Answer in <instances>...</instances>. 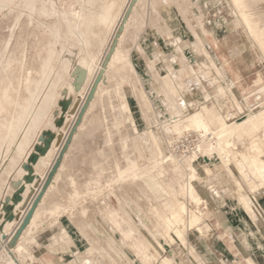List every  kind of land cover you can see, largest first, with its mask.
I'll use <instances>...</instances> for the list:
<instances>
[{"label":"bare ground","instance_id":"obj_1","mask_svg":"<svg viewBox=\"0 0 264 264\" xmlns=\"http://www.w3.org/2000/svg\"><path fill=\"white\" fill-rule=\"evenodd\" d=\"M12 1L0 0V11L9 6ZM230 1L246 35L253 37L257 41L256 44L258 43L264 51V0ZM76 3L79 7L74 6ZM76 3L64 7V10L52 4L49 12L56 17V20L54 24L46 25L44 31L40 32L38 50L33 56L28 57L31 59H28V64L16 54L7 63L8 72L0 80V164L10 162L12 169L17 168L34 133L57 98V84L63 79L65 82L68 81L66 79L68 74H71L69 72L74 66L72 64L75 58L79 67L77 66L78 68L74 70L79 74L80 84L94 76L93 90L91 89L93 92L90 98H87L90 101H97L100 108L93 115L91 114L88 120L86 119L87 122H82L83 119L81 122H78L80 119L76 120L73 130L70 131L78 133L88 129L89 126L91 128L90 131L88 129L89 133L95 132L97 136L103 137L108 149H95V141L87 137L88 140L86 139L83 143L85 150H78L77 153L69 150L62 152L60 160L51 168L53 169L51 180L46 183V186L41 185L43 188L39 192L40 187L37 189L38 194L34 195V201L22 220L24 221L22 226L25 222L33 220L36 224V229L33 227L36 230L34 233L30 228L33 234L27 232L29 235L26 237L22 235L25 237L24 240L28 241V246L24 245L23 241L16 246L22 259L18 257L19 260H16L12 255L3 254L0 257V264H23L25 261L23 257L27 259V263L44 264L41 257L35 255L32 249L37 248L39 244L47 250H53L56 247L55 244L44 245L39 237L41 234L52 233V228L61 219L66 222L67 229L86 231L94 237L97 251L88 252L82 264H152L157 257L152 253L151 247L155 246L157 250L154 249L158 253H161L164 247L160 236L170 237V240L176 242L175 234L180 238L182 242L180 244L186 247L185 227L195 226V231L202 237L209 232L208 225L198 224L194 214L184 217V214L188 213L186 205L188 202L185 203L182 200L183 195L197 205L203 201V194L221 196L224 193L227 199L235 197L249 211L256 226L264 225V203L261 200V193L264 190V111L250 114L243 121L230 122L228 120L230 112L225 113L221 107L220 111L217 110L218 113L213 115L212 123L207 114L205 115L207 110L204 111L205 113L199 109L194 113L182 115L186 100L177 109L167 106V109L161 111L162 107L156 108L151 99L133 60L134 53H137L146 64L155 83L158 79H163L164 75L159 71V64L162 57L167 55L160 49L159 42L154 41V56H151L152 54L145 47L147 37L159 31L161 36L173 39L176 43L173 56L177 60L178 52L183 49L182 44L190 41L191 37L193 46L205 52L210 59V64H205L208 66L207 73H210L212 67H217L219 71L216 68V72L227 81L235 99L248 106L250 96H241L234 81L229 82L230 79L224 70L225 66L217 64L208 49L209 43L198 32L197 25L202 34L211 33L206 29L204 22H201L205 14L202 11L199 15L193 14V7L197 5V2L193 0H129L127 3H122V0H76ZM161 4L176 8V13L185 26L184 34L179 35L168 24L160 10ZM24 5L34 11L36 3L35 0H24ZM199 9L201 10V7ZM42 10L46 12L43 7ZM30 15L32 16L33 13ZM140 15L143 16L142 20L139 19ZM218 23L219 21L216 20L215 24ZM212 35L215 38V45L219 47L218 36L214 32ZM18 38L15 39L16 46L23 49L25 39L22 36ZM57 44H59V50H57ZM184 57L185 55L182 58ZM168 70V74L173 78L172 91H179V94L189 93L198 103L202 102V87L199 82L195 87L189 88L180 78L175 77L179 70L175 71L171 67ZM260 80L261 78L257 82ZM79 83H75L77 88L80 87ZM125 84L131 87L133 100L129 99ZM68 85L71 84L68 82ZM163 85L160 86L164 87ZM262 87L264 89V86ZM77 91L81 90L78 88ZM217 92V98H223L225 92L221 87ZM209 97L208 94L205 98ZM164 102L167 103V101ZM135 108L139 109L144 121L143 125L138 124ZM166 111L170 113L172 121L168 127L171 126L162 132L165 139L163 140L154 126L159 122V113ZM67 120V118L64 119V122ZM124 120L128 127L123 125ZM191 130L200 135V143L189 153L182 154L177 150L176 144L186 131ZM79 136L81 138V135ZM10 149L15 150L14 157L9 154ZM70 160L73 165L75 164L74 167L68 165ZM49 161L48 159V163H52ZM245 165L252 167L261 185L251 182V177H247L244 170ZM199 166H202L203 170L200 171ZM18 170V173L15 171L17 175L12 176L13 181H24L27 194L31 193L34 182L41 175V169L39 175L33 178L25 177L23 168ZM5 172H0V195L3 192L2 180L6 178ZM159 184L166 187L175 202L159 203L153 198L148 199L153 192L157 194L164 189L160 190L156 187ZM151 190L153 192H150ZM112 196H119L117 199L119 202L124 196L126 202H132V206L138 205L140 210L148 212L145 221L142 220L148 236L138 232L131 220L121 213L119 207L113 205ZM99 198L105 200L106 207H101ZM25 200L23 198L16 204L21 206ZM89 204H94L92 205L93 213ZM9 206L7 203L4 204L6 212ZM150 216L161 223L163 231L152 230ZM91 219L99 220L109 228L108 241L103 242L91 230ZM0 220L2 221L1 218ZM9 222L12 223L13 220ZM3 226L0 224V228L4 231L6 228L4 229L5 226ZM20 228L23 227L20 225ZM26 228L29 229V226ZM19 229V233H22ZM3 231L0 235L5 233ZM117 231L121 233V238L116 235ZM57 234L60 241H64L68 235L66 231L61 230L57 231ZM175 253V256L161 257L159 264H201L199 255L190 249L186 255L182 251ZM123 255L133 262H126ZM75 262L72 260L66 264ZM222 264L229 263L223 260Z\"/></svg>","mask_w":264,"mask_h":264},{"label":"rangeland","instance_id":"obj_2","mask_svg":"<svg viewBox=\"0 0 264 264\" xmlns=\"http://www.w3.org/2000/svg\"><path fill=\"white\" fill-rule=\"evenodd\" d=\"M128 1L129 0H125V1L122 0V3L123 2L127 3ZM193 1L197 2V5L193 7V14L199 15L200 12L202 11L205 14L203 19L204 24L205 21H209V20L213 21V26L210 29L212 33L214 32L215 35L218 36V40L220 41L219 47L215 45V41H214L215 38L212 35V33L205 35L202 34L201 30L199 29L198 32L202 37H205L206 41L209 44H210V39L208 36H213V44L211 45V47H208V49L212 54V56L216 59L217 64L219 66L222 65L225 66L224 70H226L227 76L229 77L228 79H230L229 82L234 81L239 94L245 97L250 96L248 100V106L235 99V97L233 96L234 94H232L233 92L231 91L227 81H225L222 78V76H220L221 75L220 73L219 75L218 72H216L217 70L219 71L217 67L215 68L212 67L210 69L211 70L210 73H207L208 66H205V64H210L209 61L210 59L205 52H202L201 50L193 46V41L191 37H190V41L182 44L183 49L182 51L178 52L177 54L178 60H177V58L173 56V51L176 47L175 41L173 39H168L164 35L161 36L159 31H155L154 35L147 37V40L145 42V47L150 52V54H152L151 56H154L153 55V52L155 50L154 41H158L160 45V49L166 53L167 56L162 57L161 63L159 64V71L162 75H164L163 79L160 80L158 79L155 83H153V76L148 72L146 64L144 63L143 60L140 59V56L137 55V53H134L133 60L148 92L150 93V97L153 100L156 108L162 107L161 111L167 109V106L173 109H177V107L179 108L180 104H183L184 101L186 100V105L184 109H182V115H188L194 113L195 110L201 109L203 113L207 112L205 113V115L207 114L206 116L208 117V119H210L209 121L211 123L213 121V115L218 113L217 110L220 111L221 107L223 108V111L225 113L230 112V117L228 118L230 122L243 121L246 120L247 116L249 117L250 114L253 113L258 114L259 112L264 111V89L262 87L264 86L263 49L261 48V46L258 45V43L256 44L257 41L254 40L253 37H248L246 35L243 26L239 22V18L235 13V8L230 0H193ZM35 3H36L35 9L34 11H31L30 8L25 7L24 0H17V1L13 0L9 4V6H7L5 9L0 11V80L8 72L7 63L10 61L13 55L16 54L20 56L21 58H23L24 62L28 64L29 62L28 59H30L28 57L33 56V54L36 53V51L38 50L37 49L38 42L40 41L39 36H41L40 32L44 31L46 25H52L56 20V17L50 14L49 12L52 7V4L55 5L56 8L58 7V9L61 8L62 10H64V7H69L71 3L75 4L76 0L74 1L73 0H35ZM74 6L79 7V4L76 3ZM42 7L46 9L45 13L42 10ZM199 7H201V10L199 9ZM160 10L167 21L171 17L173 18L175 17L176 8L172 5L161 4ZM30 13H33V15L29 16ZM140 17L141 18L139 19L142 20L143 16L140 15ZM216 20L219 21L218 24H215ZM177 32L179 33V35L184 34L185 26L177 28ZM21 36L25 39V47L23 49H20L19 47L16 46L17 40H15L18 37L20 38ZM225 37H227V39H225ZM110 39L111 38L109 37V40ZM35 44L37 45L35 46ZM59 48H60L59 44H57V50H59ZM184 55L185 57L182 58ZM101 59L103 60V54L101 55L100 60ZM72 65L74 66H72V69L69 72L71 74H68L69 78L67 77L66 79L68 81L65 82V80L63 79L61 81L64 82L65 84L62 83L61 81L57 84V90L59 95L57 94V98L55 99L54 104L51 106L48 113L45 115L44 120L40 124V127L37 129L36 133H34V137L31 143L29 144L28 148L26 149L27 150L26 153L21 158V161L19 162L17 168L12 169L10 162L5 164H0V172L6 171L5 172L6 178L2 180L3 192L0 195V218L2 219V221L0 220V224L2 226L4 224L5 227L4 226L3 227L4 229L6 228L4 231L0 228L1 229L0 234L2 233V231L5 232L2 235H0L3 236L0 237L1 238L0 257L1 255L4 254V255H12L16 260H19V258L22 259V255L19 253L18 248H16V246H18L17 244H19L21 241H23L24 245L28 246V241L24 240V238L27 235L33 234L36 231L34 230L36 225L34 223L35 220L25 222L24 226H22V224L24 223V221L22 220H24L26 212L29 211L32 202L34 201L33 200L35 197L34 195L35 194L37 195L38 192L43 188L42 186H46L47 185L46 183L51 180V177L53 176L52 175L53 169L51 170V168H53L55 162L60 160L62 156V152L69 150L72 151V153H77L78 150L79 151L85 150V146L83 145V143L86 141L87 137L88 139H92L95 141V146H94L95 149H103V148L108 149L106 140L103 139V137L97 136L95 132L89 133L91 129L89 126H88L89 131L86 128L87 130L85 129L84 131L83 130L80 131L81 134L80 132L71 133V131L73 130V125L76 120L78 121L80 119L78 122H81L83 119L82 122H87L88 118L92 116L100 108V104L97 103V101L89 100L93 92L92 90H93L94 76H92L89 80H85L84 83L82 82V84H80L79 83L80 79H78L79 74L75 72V70L79 67L77 58L73 60ZM168 67L169 68L171 67L175 71L179 70V72L175 74L176 75L175 77L180 78L182 82L185 85H187L189 88L195 87L198 82L201 84L202 87L201 103H198L197 100L191 97L189 93H181L182 94L181 95L179 94V91H172V89L174 88V84H173V78L167 72L169 71ZM259 78H261V80L260 82H257ZM161 81L163 82L164 85L162 84ZM68 82L71 85L67 86ZM60 83L62 84L60 85ZM75 83L80 84L79 85L80 87L78 88L81 91H77L78 88L75 86L76 85ZM160 85H163L164 87H161ZM219 86L225 92L223 98L221 97L217 98L218 97L217 90L220 89ZM218 87L219 89H217ZM227 87H229L228 89L230 91L227 89ZM125 89L129 99L133 100V92L129 84H125ZM167 94L169 98L167 97ZM208 94L210 95V97L205 98L206 95ZM164 101H167L166 103L167 105L165 104ZM134 112L136 114L138 124L143 125L144 121L140 115L139 109L135 108ZM162 114L159 113L158 115L159 122L154 126V129L163 138L162 132L166 131L165 129H168L171 126L170 125L168 127V125L171 123L172 120L170 119V113L168 111ZM80 115L83 116L81 117ZM66 118L68 120L64 122V119ZM94 124L97 125V123ZM123 125L125 127H128L126 120L123 121ZM186 132L184 133L186 137H184L183 135V137L181 138L182 140L181 139L178 140L177 143L178 145L176 144V146L178 147L177 150L182 154L183 153L187 154L191 150L196 148L197 144L200 143V138H201L196 131L194 132V130L186 131ZM79 135H81V138ZM89 135L91 136L89 137ZM54 139L56 140L54 141ZM78 139L80 140L78 141ZM163 140L165 139L163 138ZM69 144H71L70 145L71 147L69 146ZM74 145L76 147H74ZM9 154H12V157H14L16 155L15 150L10 149ZM147 154L150 155L149 151H147ZM47 157H49L48 158L50 160L49 162H52L53 164L48 163ZM71 160L69 161L68 165L70 167H74L75 164L73 165V162L71 163ZM212 160L216 161L215 159ZM45 161L47 162V164ZM43 162H44V166H43ZM207 162L209 161L207 160ZM19 168H23V172L25 171V177L27 178L28 177L33 178V176L37 174L39 175L41 171L40 173L41 175H39L37 181L34 182V187L32 188L31 193L29 194H27L24 181L23 182L22 180L19 182L13 181L14 180L13 177L17 175ZM244 168H245L244 170L247 173V177H251V182L254 181L255 183L261 185L260 184L261 182L258 180L257 177H255L252 167H250V165H245ZM37 169L38 171L40 169L41 170L38 172ZM199 170L200 171L203 170V167L199 166ZM202 196L204 197V199L198 205L197 203L192 202L190 198L185 197V195L182 196V200L185 203L188 202L186 204L188 207L187 210L188 213H185L184 217H187L188 214H192V215L194 214L196 216L198 224L200 225L203 224V226L208 225L207 227L209 229V232L206 233V235L204 234V236L202 237L195 231L196 230L195 226L185 227V236L187 238L186 247L181 245L182 242L180 238L175 234H174V238L176 239V242H173L172 239L170 240V237L165 238L163 236H160L161 243L165 248L163 247L161 253H158V251H156L157 249L155 246L154 248L156 250L153 248V246L151 247L152 253L157 257V259L154 260L152 264H159L160 261L162 260L161 257L173 256L174 254L176 255L175 253L176 251L177 252L182 251L183 254L186 255V253L188 254L189 249L195 252L197 255H199L201 264H214V263L218 264L219 263L218 258L216 256H213L212 251L207 250L208 248L207 244H212L213 242L218 246L220 244V248L223 249L225 248V244H229V246L234 250L232 253L226 251L225 261L227 263L229 262V264L230 263L253 264V260L250 258L251 252L248 250V247H251L252 249L253 257L255 259L256 264H264V258L261 256V252H260V249L262 248L260 246V243L261 244L264 243V225L256 226L254 224V221L252 220L251 215L249 214V211H247L246 208L243 205H241L237 201V199H235V197H232L231 199H227V195L224 193L221 196H218L216 194L212 196L209 194H203ZM165 197H166L165 194H159L156 195L154 199L155 201L161 203ZM23 198L26 199L25 202H23L21 206H18V204L16 203L21 202ZM108 198L110 199V197ZM261 200L264 203V190L261 193ZM98 202L100 203V205H102L101 207L103 208L106 207L105 206L106 202L102 198H99ZM111 202L115 207H119V210L124 216H126L131 220L137 231L145 233V235L148 236L147 229L144 223L142 222V220L145 221V219L147 218L146 216L148 212L144 210H140L138 205H136L137 207L135 205L132 206L131 204L133 203L129 201L128 202L123 201L120 202L119 204L116 197L114 196L111 197ZM5 203L10 205L9 207H7V212L3 207ZM92 205H90L91 213L94 212L93 209L94 206ZM133 207H135V211L133 210L134 209ZM189 209L193 210L194 212L190 211ZM138 212L140 213V215ZM136 215H138L139 217ZM150 217L149 218L152 221L151 223L152 230L157 232L160 227L156 224L157 219L152 216ZM11 220H13L12 223L9 222ZM7 223L9 224L7 225ZM20 225L21 227H23L22 229L20 228ZM28 226L29 229L26 228ZM63 227H64V220L61 219L60 222L52 228L51 232L56 233ZM30 228L31 231H33V233L30 231ZM18 229L22 233H19ZM99 230L101 231L102 234H104L103 235L104 237L107 235V229L103 228L102 225H99ZM69 233H70L69 244H66L64 246L56 245V247L53 250H47L39 245L37 248H33L32 252L35 255L41 257L43 261H46L47 259H52L57 264H65L67 262L75 260L76 262L74 264H82L83 263L82 261L86 256V248L88 246V242L85 239H83V237L78 232L72 233V230L69 229ZM19 234L21 236H19ZM22 235H25V237H22ZM20 237H22V239ZM39 238L41 239L42 242H49V238L45 234H41ZM89 238L92 240L91 237ZM165 239L167 241H165ZM58 243L60 244L61 242ZM160 254L161 256H159ZM23 259L25 260L23 264H31L26 262L27 259L25 257H23ZM179 259H181V257H179ZM124 260L130 263L133 262L126 256H124ZM223 260L224 259H221L219 264H221Z\"/></svg>","mask_w":264,"mask_h":264},{"label":"crops","instance_id":"obj_3","mask_svg":"<svg viewBox=\"0 0 264 264\" xmlns=\"http://www.w3.org/2000/svg\"><path fill=\"white\" fill-rule=\"evenodd\" d=\"M203 19L204 18H202L201 19V22H203ZM168 24L175 30V32L176 33H178L177 32V28H179V27H183L184 26V24H183V22L179 19V17H178V15H177V13L175 14V17L173 18V17H171L168 21ZM170 22V23H169ZM213 26V21L212 20H209V21H205V27L211 32V27ZM197 29H199L200 30V27L197 25ZM212 33V32H211ZM209 37V39H210V44H208V46L209 47H211V45L213 44V36H208ZM192 40H193V38H191ZM141 59V58H140ZM142 60V59H141ZM156 187H158V188H160V190H161V188H164L162 191L164 192V193H162V191L161 192H159V193H154L153 192V190H151L150 192H153L152 193V196H149V198L148 199H154V197L156 196V195H159V194H165L166 195V197L164 198V200L161 202V203H168V202H175V200H174V197L173 196H171V195H169V193L167 192L168 190L166 189V187L165 186H162L161 184H159L158 186H156ZM155 191H157V190H155ZM118 197L119 196H117L116 197V199H118ZM122 201H120V202H123V201H125L124 200V196H122V199H121ZM118 201V200H117ZM120 202L118 201V203L120 204ZM160 203V202H159ZM134 210H135V208H134ZM90 227H91V230L103 241V242H106V241H108V231H109V228L106 226V225H103L99 220H90ZM155 223V222H154ZM158 226H160L159 227V231H163V228H162V226H161V223H159V222H157L156 223ZM99 225H102L103 226V228H106L107 229V235L104 237L103 235L104 234H102L101 233V231L99 230ZM61 231H66L67 233H68V235H67V237L65 238V240L62 242V241H60V240H58V234H57V232L56 233H50V234H46L47 235V237L49 238V236L51 237V238H49V242H43L44 243V245H46V246H49L50 244H55V246L56 245H60V246H64V245H66V244H69L70 243V240H69V235H70V233H69V228L67 229V225H66V222L64 221V227L63 228H61L60 229ZM260 230H261V228H260ZM75 232H78L82 237H83V239H85L87 242H88V246H87V248H86V255L88 254V252H94V251H97V244H96V242H95V240H94V237L92 236V234H90L89 232H86V231H81V230H74V229H72V233H75ZM139 232V231H138ZM145 234V233H144ZM147 234H148V232H147ZM116 235L117 236H119V238H121V233H119L118 231L116 232ZM89 237H91L92 238V240L89 238ZM57 240V241H56ZM58 242H61L60 244L58 243ZM40 246H42V244H39ZM38 245V246H39ZM208 245V248H207V250L208 251H212L213 252V256H216L217 258H218V260H219V263H220V261H221V259H224V260H226L225 258H226V251L227 252H229V253H232L234 250L229 246V244H225V248L223 249V248H220V244H219V246L217 245V244H215L214 242L212 243V244H207ZM260 246L262 247L261 249H260V252H261V256L264 258V243H260ZM117 249L119 250V247H117ZM248 250L251 252L250 254V258L253 260V264H256V262H255V259H254V257H253V253H252V249H251V247H248ZM228 258V257H227ZM228 261H229V259H228ZM44 262V264H57L54 260H52V259H47L46 261H43ZM218 263V264H219ZM229 263V262H228ZM66 264V263H65ZM215 264V263H214ZM221 264H222V262H221ZM230 264H233V263H230Z\"/></svg>","mask_w":264,"mask_h":264}]
</instances>
